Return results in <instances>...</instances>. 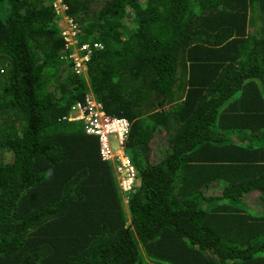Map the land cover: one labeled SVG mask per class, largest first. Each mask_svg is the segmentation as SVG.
Here are the masks:
<instances>
[{
  "label": "trees",
  "instance_id": "1",
  "mask_svg": "<svg viewBox=\"0 0 264 264\" xmlns=\"http://www.w3.org/2000/svg\"><path fill=\"white\" fill-rule=\"evenodd\" d=\"M0 0V264H264V0ZM97 99L130 123L127 211ZM253 196L258 208L249 203Z\"/></svg>",
  "mask_w": 264,
  "mask_h": 264
},
{
  "label": "built area",
  "instance_id": "2",
  "mask_svg": "<svg viewBox=\"0 0 264 264\" xmlns=\"http://www.w3.org/2000/svg\"><path fill=\"white\" fill-rule=\"evenodd\" d=\"M52 8L65 47H71L68 55L73 60V71L86 75L92 47L99 48L101 45L98 42L79 44L78 35L81 27L68 13L67 5L62 3V0H53ZM2 72L3 69L0 68V73ZM61 119L79 120L86 134L98 136L102 159L112 164L114 172L118 175L121 190L129 193L135 185L137 171L130 156L123 150L130 128L128 120L107 115L101 103L90 95H87L82 102H75L68 114Z\"/></svg>",
  "mask_w": 264,
  "mask_h": 264
},
{
  "label": "crops",
  "instance_id": "3",
  "mask_svg": "<svg viewBox=\"0 0 264 264\" xmlns=\"http://www.w3.org/2000/svg\"><path fill=\"white\" fill-rule=\"evenodd\" d=\"M123 150L126 152L125 145L123 146ZM111 168H112V173H113L115 184L117 186V190H118L119 196H120V198L122 200L123 206L126 208L125 211H127V204H128L127 202H128V198H129L130 192L129 193H125V192H123L121 190V187H120V184H119V181H118V175L114 172L112 164H111ZM137 180H138V176L136 177V182H135L134 187L137 184Z\"/></svg>",
  "mask_w": 264,
  "mask_h": 264
},
{
  "label": "rangeland",
  "instance_id": "4",
  "mask_svg": "<svg viewBox=\"0 0 264 264\" xmlns=\"http://www.w3.org/2000/svg\"><path fill=\"white\" fill-rule=\"evenodd\" d=\"M5 10H6V6L4 5V7H0V12L3 14L1 17H4V14H5ZM249 203H252V205L254 207H259L258 206V202L256 201V199L251 195L250 197H248V200H247Z\"/></svg>",
  "mask_w": 264,
  "mask_h": 264
},
{
  "label": "clouds",
  "instance_id": "5",
  "mask_svg": "<svg viewBox=\"0 0 264 264\" xmlns=\"http://www.w3.org/2000/svg\"><path fill=\"white\" fill-rule=\"evenodd\" d=\"M127 153V152H126Z\"/></svg>",
  "mask_w": 264,
  "mask_h": 264
}]
</instances>
